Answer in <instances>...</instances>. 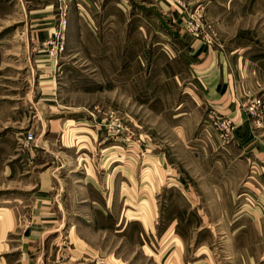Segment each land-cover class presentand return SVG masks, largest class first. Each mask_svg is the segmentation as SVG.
<instances>
[{"label": "rangeland", "instance_id": "rangeland-1", "mask_svg": "<svg viewBox=\"0 0 264 264\" xmlns=\"http://www.w3.org/2000/svg\"><path fill=\"white\" fill-rule=\"evenodd\" d=\"M184 39L247 59L264 105V0H0V264H264L256 221L230 234L254 191L191 204L213 193L189 187L208 167L194 155L236 126L225 137L227 115L190 104L175 125Z\"/></svg>", "mask_w": 264, "mask_h": 264}, {"label": "crops", "instance_id": "crops-1", "mask_svg": "<svg viewBox=\"0 0 264 264\" xmlns=\"http://www.w3.org/2000/svg\"><path fill=\"white\" fill-rule=\"evenodd\" d=\"M175 46H179L180 49L174 54L176 62L170 61L171 69H169L168 77L181 86L179 93L184 96L177 106L182 109L176 115V118L182 117V120L178 119L175 125L186 124L184 114L187 109L184 107L190 104L192 105L191 109L196 111H201L203 107L209 106L213 111L224 113L235 122L236 126L234 132H231L230 140L232 141L226 146L225 151L196 153L194 155L202 161L207 160L208 167L200 166L198 172H193L200 176L197 181L189 182L191 185L189 187L196 189L193 186L196 183L198 185L206 183L207 185L203 188L213 191V193L208 199L204 197L193 198L191 204L194 206L221 204L233 206L239 200L240 205L245 206L247 205L245 200L250 201L251 198L237 199L235 197V192L243 183L242 190L255 192L256 196L252 201H255L256 207L252 210L253 216L250 213H240L234 218L231 217L229 221L231 225L230 234L233 237L236 232L242 233L244 231L246 224L242 223L241 219L246 214L250 217L247 221H256L258 233L264 236V126H255L243 108L246 100L256 97L255 89L248 84L250 72L246 63L247 59H244L240 54L238 56L234 51L221 49L220 43L206 46L199 45L197 41L184 39L179 40L178 45L175 44ZM168 53L169 51H167ZM167 54V58L171 60L172 54ZM177 63L181 68L175 71L174 66L177 67ZM69 121L73 120L70 119ZM189 124H200V117L189 122ZM183 136L185 139L186 135L183 134ZM245 179L246 181H244ZM219 190L227 191V197H220L217 193ZM236 222L237 226L233 228L232 224ZM174 238L176 242L173 253H175V257H178L182 242L177 235ZM261 251H247L248 261L255 263L258 258L260 259L258 255Z\"/></svg>", "mask_w": 264, "mask_h": 264}, {"label": "built area", "instance_id": "built-area-1", "mask_svg": "<svg viewBox=\"0 0 264 264\" xmlns=\"http://www.w3.org/2000/svg\"><path fill=\"white\" fill-rule=\"evenodd\" d=\"M246 110L251 116L261 117L264 114L263 102L259 98H253L246 107ZM212 122L218 130L224 133L225 137H227L231 130L233 131L234 124L230 118L215 116Z\"/></svg>", "mask_w": 264, "mask_h": 264}]
</instances>
